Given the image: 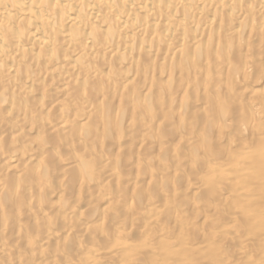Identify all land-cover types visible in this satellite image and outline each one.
I'll use <instances>...</instances> for the list:
<instances>
[{
    "label": "bare ground",
    "instance_id": "bare-ground-1",
    "mask_svg": "<svg viewBox=\"0 0 264 264\" xmlns=\"http://www.w3.org/2000/svg\"><path fill=\"white\" fill-rule=\"evenodd\" d=\"M0 264H264V0H0Z\"/></svg>",
    "mask_w": 264,
    "mask_h": 264
},
{
    "label": "rangeland",
    "instance_id": "rangeland-1",
    "mask_svg": "<svg viewBox=\"0 0 264 264\" xmlns=\"http://www.w3.org/2000/svg\"><path fill=\"white\" fill-rule=\"evenodd\" d=\"M262 88H263V86L261 85V86H258L256 89H257L258 91H260V90H262Z\"/></svg>",
    "mask_w": 264,
    "mask_h": 264
}]
</instances>
